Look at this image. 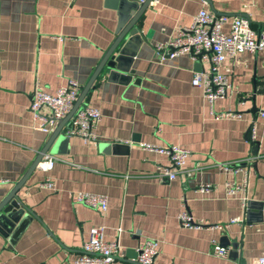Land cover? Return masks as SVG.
<instances>
[{
	"label": "crops",
	"instance_id": "0c3cea01",
	"mask_svg": "<svg viewBox=\"0 0 264 264\" xmlns=\"http://www.w3.org/2000/svg\"><path fill=\"white\" fill-rule=\"evenodd\" d=\"M121 1L0 0V178L7 180L0 183V201L52 132L34 128L35 83L52 94L70 79L85 86L117 36ZM203 8L217 17H245L264 33V0H153L138 22L139 39L128 46L134 54L126 55L123 68L130 79L104 69L84 99L102 114L96 140L52 142V169L37 165L17 194L35 217L13 240L0 233V264H74L92 226L119 240L125 256L111 264H136L135 248L147 238L159 242L153 264L258 263L264 250V51L223 62L230 91L213 109L242 116L218 118L202 86L192 83L209 64L188 53L161 59L155 48ZM145 142L184 146L191 156L176 178L161 181L159 166L169 164L168 156L140 147ZM46 177L53 190L40 187ZM228 183L240 187L238 194L227 195ZM79 191L106 195L107 210L76 202ZM183 209L202 225L182 226ZM214 241L229 249L226 256L214 254Z\"/></svg>",
	"mask_w": 264,
	"mask_h": 264
},
{
	"label": "built area",
	"instance_id": "2783aa9c",
	"mask_svg": "<svg viewBox=\"0 0 264 264\" xmlns=\"http://www.w3.org/2000/svg\"><path fill=\"white\" fill-rule=\"evenodd\" d=\"M228 24V30L224 25ZM161 59L173 58L188 53L195 61L209 64V70L195 73L192 83L202 86L204 96L208 101L211 113L216 117H241L240 112L214 111V103L229 93L230 80L228 75L221 70L223 62L228 57H238L244 52L264 51V33L258 34L249 19L245 17L215 16L207 9H201L194 16L189 26L181 28L177 36L167 42H159L155 45ZM81 85L77 80H68L65 86L60 87L55 93L47 92L43 85L37 81L32 93L30 113L34 120V128L46 133L53 130L55 124L67 115L73 107ZM244 104V101H240ZM47 109L49 112L44 113ZM264 117V110L259 112ZM102 118L100 110L90 105L82 104L75 112L65 128V135L79 136L84 141H95L97 138L96 127ZM251 140H255V130L252 128ZM140 147L149 151H156L168 156L169 164L159 166L158 178L161 181L172 180L177 177L191 156V150L180 145H158L153 143H140ZM55 156L47 153L38 163V168L48 172L55 163ZM224 170L238 172L239 167L229 164H220ZM248 174V171H245ZM7 180L0 178V183ZM210 184L204 186L210 187ZM40 187L48 190L54 189V183L50 177H46ZM240 187L227 184V195L238 194ZM241 189L244 190V187ZM246 196H242V205L245 206ZM75 201L94 209L106 211L108 197L103 194L79 191L75 195ZM178 219L184 227H200L202 222L195 221L188 210L183 209L178 214ZM239 221L238 218L232 222ZM222 229L223 225H216ZM159 242L156 239L147 238L135 248V261L137 264H153L158 254ZM83 253L77 255L74 264H111L117 257H123L124 252L119 240L109 241L105 238L103 226H92L88 238L82 244ZM229 249L213 242V252L217 256H226ZM257 264H264V250L258 258Z\"/></svg>",
	"mask_w": 264,
	"mask_h": 264
},
{
	"label": "water",
	"instance_id": "95a60500",
	"mask_svg": "<svg viewBox=\"0 0 264 264\" xmlns=\"http://www.w3.org/2000/svg\"><path fill=\"white\" fill-rule=\"evenodd\" d=\"M153 0H122L120 9L121 24L119 26L117 36L108 50L105 52L102 60L96 67L91 78L79 92V95L71 108L70 112L57 122V125L52 130L51 135L46 145L40 150L39 155L20 178L18 182L10 189V191L0 201V233L3 236L9 237L13 240L22 229L23 224L35 217L34 213L26 208L19 200L17 194L19 190L26 184L30 175L36 169L39 161L43 156L49 153L52 142L58 137H64L62 130L68 125L70 119L75 112L84 103V99L88 92L93 88L99 74L104 70L110 71L111 77L118 73H123L122 77L129 80V70L123 68L127 63L125 62L126 55H133L134 53L129 50V44L139 39L140 29L138 22L143 16L144 12L149 8ZM211 3V2H209ZM68 137V136H67ZM137 264V263H136Z\"/></svg>",
	"mask_w": 264,
	"mask_h": 264
}]
</instances>
